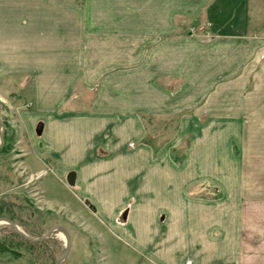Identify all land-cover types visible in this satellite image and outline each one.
<instances>
[{"label": "rangeland", "instance_id": "1", "mask_svg": "<svg viewBox=\"0 0 264 264\" xmlns=\"http://www.w3.org/2000/svg\"><path fill=\"white\" fill-rule=\"evenodd\" d=\"M5 1L2 217L33 237L64 225L61 264H264V0ZM76 112L105 117L109 190L38 152L44 122ZM2 237L22 264L66 247L1 220Z\"/></svg>", "mask_w": 264, "mask_h": 264}, {"label": "crops", "instance_id": "2", "mask_svg": "<svg viewBox=\"0 0 264 264\" xmlns=\"http://www.w3.org/2000/svg\"><path fill=\"white\" fill-rule=\"evenodd\" d=\"M3 3V7L8 9L11 7V1L6 0ZM3 10V9H1ZM13 12L4 13L0 12V28H7L8 21H11L13 18ZM3 24L5 26H3ZM28 26V25H27ZM59 115L55 120L47 124L44 122V128L47 129L49 126V131L52 133V137L48 136L45 138L44 143H47L48 146L44 145L43 149L38 151L39 154L51 153L54 158L57 159L59 164H66L67 167H74L76 169L77 178L76 182H80L82 189L95 188L109 190L110 176V161L112 157L116 158V152L109 153L108 155H100V150H96L93 146V134L99 133L101 130V124L104 123V116L99 117L96 112H91L90 114H70L68 115ZM119 129V127H118ZM117 129V130H118ZM91 130V134L87 135V131ZM47 131V130H46ZM94 131V133H93ZM91 137V139H90ZM47 147V148H46ZM40 157V156H39ZM61 168V166L59 167ZM130 171V170H129ZM127 171V172H129ZM62 172V169H61ZM100 178H99V177ZM80 177V179H79ZM130 181L126 180L125 185ZM137 188V187H136ZM175 232V230H173ZM177 233H174L175 235ZM144 234L141 232L136 234H131L130 232H125L122 234L124 238L128 239L131 242L133 237H142ZM172 235V236H173ZM132 243V242H131ZM150 249L147 250L146 244L142 246L145 252H153L151 243L148 245ZM141 250V249H140ZM0 264H22L21 262L13 260H2L0 259Z\"/></svg>", "mask_w": 264, "mask_h": 264}, {"label": "water", "instance_id": "3", "mask_svg": "<svg viewBox=\"0 0 264 264\" xmlns=\"http://www.w3.org/2000/svg\"><path fill=\"white\" fill-rule=\"evenodd\" d=\"M42 128H43V123L42 122H39L38 125H37V128H36V131L38 134H40L42 132ZM0 140H1V143L3 142V134H2V119L0 117ZM76 176H77V173L76 171L74 170H71L68 172L67 174V180L68 182L73 185L75 184V181H76ZM7 220L9 223H11V225L13 226L14 230L19 233L22 237L26 238V239H29V240H32V241H41L47 237H49L55 230L57 229H61L64 231L65 235H66V247H65V250L64 252L62 253V255L57 259L56 261V264H61V261L66 257V255L68 254L69 252V249L71 247V236H70V233H69V230L62 224H56L54 226H52L46 233H44L43 235H40V236H37V237H33L29 234H27L26 232L22 231L19 226L16 224V222L10 218H7V217H0V221L1 220Z\"/></svg>", "mask_w": 264, "mask_h": 264}, {"label": "trees", "instance_id": "4", "mask_svg": "<svg viewBox=\"0 0 264 264\" xmlns=\"http://www.w3.org/2000/svg\"><path fill=\"white\" fill-rule=\"evenodd\" d=\"M2 204H4V203L0 202V216H2L4 214V207ZM15 233L18 234L19 236H21L16 231H15ZM20 252L21 251H17V249L14 248L13 243L11 241H7L3 237L0 238V253L6 254L5 258H0V259H2V260H13V261L18 262L17 258H19V257L24 258V256Z\"/></svg>", "mask_w": 264, "mask_h": 264}, {"label": "bare ground", "instance_id": "5", "mask_svg": "<svg viewBox=\"0 0 264 264\" xmlns=\"http://www.w3.org/2000/svg\"><path fill=\"white\" fill-rule=\"evenodd\" d=\"M2 221L8 222V221L5 220V219H4V220L2 219ZM59 230H61V229H59ZM61 231H62V234L65 235L64 231H63V230H61ZM65 240L67 241V239H66V235H65Z\"/></svg>", "mask_w": 264, "mask_h": 264}, {"label": "flooded vegetation", "instance_id": "6", "mask_svg": "<svg viewBox=\"0 0 264 264\" xmlns=\"http://www.w3.org/2000/svg\"><path fill=\"white\" fill-rule=\"evenodd\" d=\"M3 141H4V136H3ZM3 143V142H2ZM2 143L0 142V146H2Z\"/></svg>", "mask_w": 264, "mask_h": 264}]
</instances>
